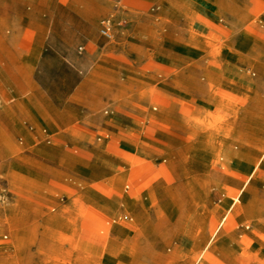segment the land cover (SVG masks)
Masks as SVG:
<instances>
[{"label": "rangeland", "instance_id": "374dc122", "mask_svg": "<svg viewBox=\"0 0 264 264\" xmlns=\"http://www.w3.org/2000/svg\"><path fill=\"white\" fill-rule=\"evenodd\" d=\"M34 2L28 0L15 14L28 20H55L59 26V44L46 50L49 60L42 68V83L60 105L69 101L83 105V99L69 98L67 92L81 78L77 65L85 64L83 53L107 48L125 61L117 97L122 103L132 105L138 97L160 110L155 99L168 94L159 86L171 80L182 88L184 99L170 97L172 107L180 110L173 132L177 139L168 146L177 155L164 158L173 166L177 182L161 184L154 193L123 184L111 216L131 222L129 229L119 231L113 225L104 234L88 235L77 219L91 206L83 199L87 184H75L77 192L62 193L44 184H22L19 169L11 179L5 162L20 150L0 136V264H264V182L253 183L264 175V141L245 139L238 123L220 124L246 117L264 128V10L249 15L248 0H150V6L139 11L123 8L120 0H59L76 13L64 9L50 13L39 11ZM164 5L175 11L164 12ZM9 16L0 13V20ZM102 18L111 20L110 37L99 33ZM70 36L73 40L68 42ZM227 88L239 94L240 104L227 101ZM215 95H220L218 104L213 103ZM239 128L241 135L234 136L233 145L237 151L243 145L255 148L247 170L259 163L253 177L248 184H213L206 170L227 167V157L212 152L218 135L226 139ZM144 132L149 133L147 126ZM98 143L105 145L103 139ZM110 151L121 150L115 145ZM244 158L238 153L235 159ZM201 168L204 181L198 178ZM233 186L235 192L230 191ZM229 206L231 216L219 227ZM240 229L255 239L250 248L239 245ZM240 252L248 253L245 262L238 260Z\"/></svg>", "mask_w": 264, "mask_h": 264}, {"label": "crops", "instance_id": "0c3cea01", "mask_svg": "<svg viewBox=\"0 0 264 264\" xmlns=\"http://www.w3.org/2000/svg\"><path fill=\"white\" fill-rule=\"evenodd\" d=\"M27 1L0 0V13L11 14L7 19L0 20V136L15 142L20 150L18 155H10L5 162V172H10L12 179L19 169L22 184H44L62 193L77 192L75 184H87L83 199L86 205L91 206L77 217L82 231L88 235H99L111 230L114 225L125 232L131 222H122L120 218L116 220L111 216L115 210L113 206L122 197L118 189L123 184L130 185L137 192L154 193L161 184L177 182L173 166L164 158L177 155L168 146L177 139L173 132L176 131L174 125L178 123L180 110L178 106L172 107L174 102L170 97L184 99L180 95L182 88L171 80L160 85V90L169 97L157 96L155 102L160 110L151 107L149 100L138 97L132 105L122 103L117 97L123 88L125 61L107 48L106 52L83 53L81 60L86 62L77 65L81 68V78L67 92L70 93L69 98L83 99V105L70 101L60 105L47 95L52 89L42 83L45 76L42 68L49 60L46 50L59 44V26L55 20H28L26 16L21 18L15 14L21 12ZM34 1L39 11L58 13L64 9L76 13L71 6L59 4V0ZM120 2L123 8L132 11L145 10L150 6V0ZM163 8L164 12L175 11L172 5H164ZM263 10L264 0H248L249 15L257 16ZM69 28L77 29L76 26ZM68 39L70 42L73 37ZM227 91V101L234 104L242 102L240 96L237 98V92L229 88ZM212 99L213 103H220V95ZM246 103L243 107H248ZM105 105L107 108L103 109ZM127 113L134 117L130 118ZM144 118L145 122L142 121ZM28 119L30 124L26 125ZM235 121L228 118L220 124L230 126L238 123L243 125L245 139L250 142L264 141L261 123L246 117ZM145 126L149 128V133L144 132ZM238 130L234 129L233 136L226 139L223 134L218 135L212 152L217 151L227 157V167L206 170L211 173L213 184H224L225 181L228 184H248L253 177L259 163L249 173L247 170L256 150L251 144L236 150L233 138L241 135L242 128ZM102 131H106L107 135H101ZM101 139L105 145L109 144L112 148L117 145L121 151L113 153L110 151L112 148L108 150L105 145H99ZM32 141L39 143L32 144ZM222 141L223 145L220 144ZM238 153L245 156L243 161L235 159ZM233 163H238L240 167H234ZM199 171L202 176L198 178L204 181V168ZM258 182H264V175L253 180L254 184ZM230 189L231 192L236 191L235 186ZM234 198L238 201L239 195ZM231 208L229 206L219 227L230 218ZM237 233L240 246L247 249L255 243L252 234L241 229ZM261 241L264 242V238ZM240 254L238 260L245 262L248 253Z\"/></svg>", "mask_w": 264, "mask_h": 264}, {"label": "built area", "instance_id": "2783aa9c", "mask_svg": "<svg viewBox=\"0 0 264 264\" xmlns=\"http://www.w3.org/2000/svg\"><path fill=\"white\" fill-rule=\"evenodd\" d=\"M112 31V24L109 18H102L99 20V33L104 37H110Z\"/></svg>", "mask_w": 264, "mask_h": 264}]
</instances>
